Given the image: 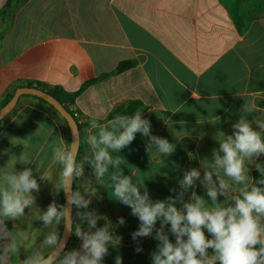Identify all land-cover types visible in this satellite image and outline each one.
Segmentation results:
<instances>
[{"label":"crops","instance_id":"obj_1","mask_svg":"<svg viewBox=\"0 0 264 264\" xmlns=\"http://www.w3.org/2000/svg\"><path fill=\"white\" fill-rule=\"evenodd\" d=\"M6 2L0 0V10ZM122 61L134 64L84 88L71 107L84 127L76 159L79 163L91 158L85 141L91 124L86 122L107 124L115 119L104 121L115 106L142 102V118L150 121L152 134L174 144V153L161 157L155 148L148 150V138L137 133L128 147L113 155L124 157L123 173L144 184L153 201L174 195L170 189L179 190L185 170L197 168L203 179L204 167L210 170L212 151L219 147L217 140L221 133L232 134L245 102H254L258 109L250 120H264V108L257 104L264 100V20L252 21L240 33L221 0H26L10 20L0 15V104L15 87L27 83L74 93ZM61 140L68 150L70 139L61 121L32 98L19 99L0 122V176L30 167L40 184V191L32 193L35 206L15 222L27 233V251L22 248L11 264H20L36 250L47 255L51 249L42 245L44 236L62 233L63 224L44 228L37 220L53 201L63 204L61 166L52 162ZM24 151L29 165L19 163ZM248 167L252 179L256 168ZM84 168V176L73 180V191L95 193L88 210L106 217L113 234L121 237L118 245L109 246L103 264H115L117 256L122 264H152L159 243L156 232L133 240L138 218L114 199L111 187L96 183L90 165ZM44 170L50 172L49 182L40 180ZM201 180L194 190L210 203ZM76 211L73 207V220ZM105 222L99 220L97 227ZM6 224L14 230V222ZM81 243L72 234L65 251L78 250ZM137 247L142 250L137 252Z\"/></svg>","mask_w":264,"mask_h":264},{"label":"clouds","instance_id":"obj_2","mask_svg":"<svg viewBox=\"0 0 264 264\" xmlns=\"http://www.w3.org/2000/svg\"><path fill=\"white\" fill-rule=\"evenodd\" d=\"M255 111L258 109L254 102L243 104L238 121L232 125V134L221 133L222 139L217 140L219 147L212 151L210 170L202 164L205 169L202 180L199 169L185 170L178 180L179 190L170 189L174 195L155 201L144 184L133 181V174L123 173L121 165L125 159L113 153L128 147L137 133L147 137L148 150L155 148L161 157L172 155L175 145L153 135L150 121L142 118L139 111L132 116H118L107 124L93 119L85 138L91 158L85 157L78 163L77 149L66 150L63 140L54 147L52 162L61 166L60 182L66 204L57 205L53 201L37 217L44 228L63 224L65 233L81 240L80 248L65 251L61 234L51 231L41 242L51 251L47 255L40 250L33 251L20 264H103L109 246L120 243L121 237L113 234L107 218L88 210L95 193L72 189V181L84 176L86 163L91 166L96 183L111 187L114 199L130 207L131 214L138 218L140 224L132 233L133 240L149 237L156 231L154 238L159 243L151 255L152 264H264V164L257 163L264 156V120H250L248 117ZM18 160L24 165L31 163L25 151ZM249 164L260 173L261 178L255 183L249 176ZM40 180L49 182L50 172H40ZM197 180H201L210 203L194 190ZM34 191H40V184L30 167L0 176V264H11L13 256L19 257L22 248L27 251V233L17 229L15 222L25 216L26 209L35 206ZM73 207L77 209L74 220ZM101 219L106 222L97 227ZM69 220L74 225L70 229ZM6 221L14 222V230L8 229ZM158 221L161 223L156 229ZM124 222L119 218V224ZM168 225L175 243L165 231ZM115 264H122V258L117 256Z\"/></svg>","mask_w":264,"mask_h":264},{"label":"trees","instance_id":"obj_3","mask_svg":"<svg viewBox=\"0 0 264 264\" xmlns=\"http://www.w3.org/2000/svg\"><path fill=\"white\" fill-rule=\"evenodd\" d=\"M25 1L26 0H7L5 6L0 10V15L5 16L6 20H10L11 17L13 16V14L15 13V11ZM221 2L227 8L231 18L233 19V21H234V23H235V25H236V27L240 33L245 31L246 28L249 26V24L252 21L264 20V0H221ZM133 64H134L133 61H122L117 65V67L112 72L106 73L98 79H93V80L85 83L81 87L80 90H78L74 93H66L60 87L48 86V85H43V84H39V83H36V84L27 83L26 85H19V86L15 87L8 94V96L1 102L0 107L3 106L11 98V96L13 95L16 88H18V87H35V88L43 90V91L47 92L48 94H50L51 96H53L75 118V120L77 122V118L74 116V112L71 109V107L73 106L74 101H75L76 97L80 94V92L84 88H86L87 86L97 82L100 79L106 78L107 76H110V75H116V74H119L125 70H128L129 68L132 67ZM23 97H30L32 99H35V100L43 103L61 121V123L64 126V129L67 131V135L69 136V130H68L67 123L65 122L64 119H62L60 117V115L58 114V112L55 109H53L50 105H48L46 102H44L43 100H41L37 97L29 96V95H23L19 99H21ZM257 104L264 108V100H258ZM144 110H145V106L143 105L142 102H140L138 100H130V101H127V102H124V103H121V104L115 106L110 111V113L108 114V116L106 117V119L104 121L116 118L118 116H132L138 111L143 113ZM7 117H8V115L2 121H4ZM86 124L90 125L91 121L86 122ZM77 126H78V130H79L80 142H81L84 127L82 125H80L78 122H77ZM260 163L264 164V156H262ZM260 178H261L260 173L256 169L253 172L252 182L255 183L256 180H258ZM159 227L160 226L156 227V229H159ZM169 229H170V225L165 227V231L168 234L169 239L175 240V237L171 234ZM153 232H156V231L154 230ZM206 235H208V234L206 233ZM140 238H142V237H140ZM208 238H211V236L209 235ZM137 239H139V238H137ZM211 252H212V250L209 249L210 254H211Z\"/></svg>","mask_w":264,"mask_h":264},{"label":"water","instance_id":"obj_4","mask_svg":"<svg viewBox=\"0 0 264 264\" xmlns=\"http://www.w3.org/2000/svg\"><path fill=\"white\" fill-rule=\"evenodd\" d=\"M23 95L37 97L43 100L44 102H46L48 105H50L53 109H55L58 112L60 117L65 120L68 126L69 139H70L68 150H71L74 147V149H77V152H78L79 144H80V135H79V130H78V126H77V122L75 118L53 96H51L47 92L40 90L38 88H35V87L16 88L11 98L3 106L0 107V122L13 111L19 98L22 97ZM73 133H75L76 135L74 136ZM73 187H74V184L72 181V189H74ZM63 197H64L63 204H66V197H65L64 192H63ZM72 212H73V209H72ZM72 220H69L68 222L69 229L73 225ZM71 235L72 233H65V229L63 225L61 238L65 242V249L70 241Z\"/></svg>","mask_w":264,"mask_h":264},{"label":"built area","instance_id":"obj_5","mask_svg":"<svg viewBox=\"0 0 264 264\" xmlns=\"http://www.w3.org/2000/svg\"><path fill=\"white\" fill-rule=\"evenodd\" d=\"M74 116L76 117V115L74 114Z\"/></svg>","mask_w":264,"mask_h":264},{"label":"rangeland","instance_id":"obj_6","mask_svg":"<svg viewBox=\"0 0 264 264\" xmlns=\"http://www.w3.org/2000/svg\"><path fill=\"white\" fill-rule=\"evenodd\" d=\"M30 99V97H28Z\"/></svg>","mask_w":264,"mask_h":264}]
</instances>
